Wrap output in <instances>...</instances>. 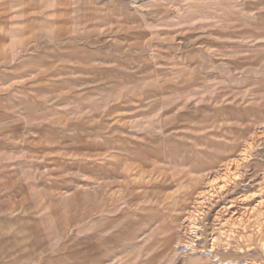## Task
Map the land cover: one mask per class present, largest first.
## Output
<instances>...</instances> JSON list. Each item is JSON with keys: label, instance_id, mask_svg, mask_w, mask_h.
Returning a JSON list of instances; mask_svg holds the SVG:
<instances>
[{"label": "rangeland", "instance_id": "rangeland-1", "mask_svg": "<svg viewBox=\"0 0 264 264\" xmlns=\"http://www.w3.org/2000/svg\"><path fill=\"white\" fill-rule=\"evenodd\" d=\"M263 183L264 0H0V264H264Z\"/></svg>", "mask_w": 264, "mask_h": 264}, {"label": "bare ground", "instance_id": "bare-ground-1", "mask_svg": "<svg viewBox=\"0 0 264 264\" xmlns=\"http://www.w3.org/2000/svg\"><path fill=\"white\" fill-rule=\"evenodd\" d=\"M260 185V184H259ZM213 187V186H212ZM236 187H237V185L235 184V182L234 183H229V184H227V185H222V187H219V191L218 192H215V191H213V193L212 192H206V194H201L202 195V197L203 198H205V200L207 201V199L209 200L211 197H213L215 194H217L218 196H228L229 194H230V192L232 191V190H234V189H236ZM211 191V190H210ZM200 195V196H201ZM254 196L255 197H259L260 198V202L259 201H256V202H259V205H257L255 208H254V210H252V212H250V213H248V214H241V217H240V219L239 218H237V220L239 219V221H237L236 220V222H234V224H235V226H237V225H240L241 226V224H245V225H249V220H251V218H254L255 217V215H257L258 216V214H263L262 212H260V210H262V209H264V183L263 184H261L260 186H259V189L254 193V195H252V197L254 198ZM210 197V198H209ZM241 197V196H240ZM243 198H246V197H249V196H246V195H243L242 196ZM217 198V197H216ZM225 198V197H224ZM236 200V199H235ZM234 200V201H235ZM243 200H245V199H243ZM237 201H239V199H237ZM228 202V201H227ZM233 202L231 201V204H232ZM236 203V202H235ZM234 204V203H233ZM204 205V204H203ZM215 205V204H214ZM229 205V204H228ZM226 207V206H225ZM233 207V206H232ZM253 208V207H252ZM229 206H228V208H226V210L224 211V212H228L229 211ZM251 209V208H250ZM249 209V210H250ZM221 210V209H220ZM248 210V209H247ZM210 212V211H209ZM218 212V211H217ZM232 212V211H231ZM245 212V211H244ZM226 214H228V213H226ZM235 215V214H234ZM217 216H219V215H217ZM215 218V217H214ZM257 218V217H256ZM255 218V219H256ZM264 218V217H263ZM196 219V218H195ZM218 219V218H217ZM233 219V218H232ZM231 220V219H230ZM254 220V219H253ZM219 222H220V219H219ZM261 222V221H260ZM193 224V223H192ZM208 224V223H207ZM233 224V223H232ZM191 225V224H190ZM216 225V224H215ZM242 225V226H243ZM238 228V227H237ZM236 229V228H235ZM244 229V228H243ZM242 229V230H243ZM240 230V229H239ZM245 230V229H244ZM190 231V230H189ZM197 231V230H196ZM243 236L244 235H242L241 233L237 236V238H243ZM228 238H227V240H229V242L227 243V245H225V244H223V243H221V242H223L222 240H218V239H216V240H214V239H212V236H211V238L208 240L209 241V251H210V254H212V255H216L215 257H217L218 259H223L224 257H226V254H227V250H229V249H231V248H233V249H236L237 247H235V246H233L232 245V243H231V241H230V239H229V237H230V235H228L227 236ZM245 237V236H244ZM249 238V237H248ZM251 240V239H250ZM244 242V241H243ZM251 242V241H250ZM229 244V245H228ZM239 244V243H238ZM248 245V244H247ZM245 246V245H244ZM251 247V246H250ZM220 249H224V254H218V250H220ZM238 251V250H237ZM242 251V250H241ZM240 251V252H241ZM241 253H243V252H241ZM243 256V255H242ZM245 256V255H244ZM250 256V255H249ZM205 257V256H204ZM205 261V260H204ZM216 262V261H215ZM233 263V262H232ZM237 263V262H236ZM236 263H234V264H236ZM238 264V263H237Z\"/></svg>", "mask_w": 264, "mask_h": 264}]
</instances>
